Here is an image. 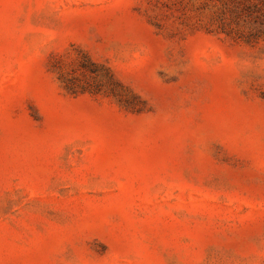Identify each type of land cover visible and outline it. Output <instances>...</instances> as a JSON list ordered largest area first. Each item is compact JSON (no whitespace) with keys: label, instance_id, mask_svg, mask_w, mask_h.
<instances>
[{"label":"rangeland","instance_id":"1","mask_svg":"<svg viewBox=\"0 0 264 264\" xmlns=\"http://www.w3.org/2000/svg\"><path fill=\"white\" fill-rule=\"evenodd\" d=\"M0 264H264V0H0Z\"/></svg>","mask_w":264,"mask_h":264},{"label":"trees","instance_id":"2","mask_svg":"<svg viewBox=\"0 0 264 264\" xmlns=\"http://www.w3.org/2000/svg\"><path fill=\"white\" fill-rule=\"evenodd\" d=\"M118 103V105L120 106V107H123V108H125V106L124 105H122L121 103H120V101L119 102H117Z\"/></svg>","mask_w":264,"mask_h":264}]
</instances>
